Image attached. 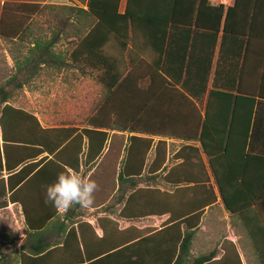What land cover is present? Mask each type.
<instances>
[{"label":"trees","instance_id":"obj_1","mask_svg":"<svg viewBox=\"0 0 264 264\" xmlns=\"http://www.w3.org/2000/svg\"><path fill=\"white\" fill-rule=\"evenodd\" d=\"M189 1L126 0L122 11L120 0H85V8L62 5L68 15L58 20L59 27L47 39L33 34V18L44 5L2 1L0 38L33 44L22 56L12 55L14 72L0 85V172L9 173L8 198L20 203L26 226L17 254L0 251L3 264H25L26 252L44 251L29 264H50L51 254H57L56 264H232L230 256L242 264L232 245L225 246L220 258L215 248L190 253L204 208L218 200L239 219L258 263L264 264V77L256 90L249 91L239 84L234 88L217 84V67L212 72L220 29V53L228 34L240 37L243 53L253 34L235 32L231 26L243 0H235L231 7L212 6L216 23L205 26L197 17L186 18ZM193 1L197 7L206 4ZM259 2L253 0V10ZM72 13L79 23L70 35L66 33L70 52H57L53 46L70 26ZM192 26L208 34L198 52L189 49L196 36ZM146 27L157 33H143ZM174 27L189 31L175 35ZM66 61L83 72H95L103 88L85 126H44L36 115L10 103L12 93L28 83L38 65L64 66ZM114 135H125L117 191L101 207L114 212L123 203L118 215L126 219L168 214L159 229L137 235L125 230L119 235L111 222L114 232L108 234L109 219L102 217L103 235L89 237L83 228L90 225L81 220L85 207L76 205L58 216L57 209L45 203L46 193L37 200L23 195L24 190H46L60 174L76 171L85 177ZM167 139L181 142L170 157ZM150 150L154 154L147 162ZM158 183L171 189L161 190ZM60 217L55 229L65 236L52 247L51 242L31 237V232Z\"/></svg>","mask_w":264,"mask_h":264},{"label":"rangeland","instance_id":"obj_2","mask_svg":"<svg viewBox=\"0 0 264 264\" xmlns=\"http://www.w3.org/2000/svg\"><path fill=\"white\" fill-rule=\"evenodd\" d=\"M0 0V11L1 3ZM38 2L44 5L42 13L33 18L35 32L47 38L49 33L59 27L58 20L66 17V12L60 7L66 6H84L85 0H26ZM124 1V0H123ZM70 26L62 31L58 44L55 45L57 52L69 53L71 45L67 44V36L71 34L75 26L78 25V18L72 13L69 15ZM81 22V20H79ZM49 38V37H48ZM26 39L21 42L7 43L0 38V85L13 74L12 55L22 56L28 47ZM67 57V55H66ZM63 71L44 72L45 80L42 84L37 82L34 84L25 83L22 88L16 89L10 98V103L16 107L25 109L26 107H36L37 118L45 126H54L58 124L72 123L78 127L86 125L87 118L93 113V109L97 101L102 97L103 88L96 80V73L87 75L86 72L80 69H72V65L66 61ZM43 73V72H42ZM41 73V74H42ZM75 80V81H73ZM77 82V83H76ZM30 89L41 91V95L33 97L28 94ZM125 135H114L106 144L100 158L95 166L87 172L85 179H92L98 185V190L94 193V203L83 211L84 217L90 219L96 216H105L108 211L103 210L104 207L99 204L105 203L117 185V172L121 165V157ZM179 140L167 139V155L170 157L172 153L179 147ZM105 152V154H104ZM104 154V155H103ZM153 150H150L147 156V162H150L153 157ZM168 164H171L170 162ZM143 186V184L141 185ZM150 188L155 185L150 183ZM161 190H170L171 188L163 183L156 185ZM5 183L0 180V251L4 254H12L17 251V232L16 224L11 219L9 210L5 207ZM3 193L4 195H1ZM103 206V205H102ZM17 219L19 214L14 209ZM113 213V212H112ZM114 215V213H113ZM158 217V216H157ZM95 222V221H94ZM151 219L147 220V216L135 219H124L116 217L114 223L117 228L125 230H134L144 226L143 230L157 229L162 225L161 218H157V224L151 225ZM147 224V225H143ZM133 232V231H132ZM235 240L237 245L242 250V264H259L253 247L247 238V235L242 228L239 219L230 216L229 213L218 203L203 217L202 222L198 226L194 235L190 253L197 255L202 252H207L213 248L219 252L224 249L226 242ZM228 246V245H226ZM1 256V254H0ZM231 257L232 264H239ZM1 258V257H0ZM0 264L3 260L0 259Z\"/></svg>","mask_w":264,"mask_h":264},{"label":"crops","instance_id":"obj_3","mask_svg":"<svg viewBox=\"0 0 264 264\" xmlns=\"http://www.w3.org/2000/svg\"><path fill=\"white\" fill-rule=\"evenodd\" d=\"M22 1H26V0H22ZM205 1H206V4H201L199 7H197L196 4H194V1L190 0L189 2L192 5H189V8H187L185 10L186 18L193 21L194 17H197V20L199 21L200 26H205L207 24L208 25H215V23H216V12L212 9V6H217L219 4H222L224 7H229V6L231 7L234 5L235 0H205ZM125 2H126V0H124V1L120 0V7H119L120 11H122L124 9ZM251 14H253V16L255 17V20H254L252 26L249 24V22H250L249 18H251ZM233 15L234 16L231 20L232 29L235 32H237L239 30H243L244 34H246V35L247 34H251V35L253 34V36L249 37L250 42H249L247 51H245L243 53V50H241L242 44H240V42H239L240 37L238 39H236L235 35L228 34L227 39H229V40H227L228 42H226L224 44L223 49L221 48V53H220V45H221V37H222V30L220 29V31H218V33H217V39H216V43H215V47H214V54H213V58H212V72L217 67L218 72H217L216 82L219 85L221 84V85L227 86L228 88H234L236 85L239 84L245 90H249V91H252L254 89L256 90L257 86L260 83H262L261 80L264 77V39L261 38V34L264 33V0H260V2L256 4V8L254 10H253V0H243L239 4L237 11ZM221 25H222V22H221ZM190 29L196 30L194 32V34H196V36L192 40V44L189 45V49H191L193 52L194 51L198 52L200 50H203L204 45H205L204 37H206V35H208V34L206 33V31H204L203 28L193 29V26H192V27H190ZM179 31H182V33H184L186 35V33H188L189 30L188 29H181L179 27L173 28V33L175 35L180 34ZM143 33L153 34V33H157V30H155V28H153V27H146L143 29ZM33 34H35L36 36H40V38H42V39H47L48 37H50V33H49V36L47 38H44V36H42L41 34L35 32V31H33ZM177 43H180L178 39H177ZM183 43H185V41H183ZM57 44H58V42H56L54 44V46H53L54 49H55V45H57ZM32 45L33 44H29L28 48L29 47L31 48ZM26 50H27V48H26ZM73 68L78 69V67L72 65V69ZM58 70L63 71L64 66L40 64L35 69V73L29 79L28 83L34 84L37 82L38 84H42L44 82H47L45 80L44 72L58 71ZM86 73H87V75H91L89 72H86ZM211 80H212V77H210V79L208 81V87L211 86ZM73 81H75V80H73ZM40 93H41V91H36L34 89H30L28 91V94H30V95L32 94L33 97H36L37 95H41ZM36 109L37 108L34 106L25 108V110H27L28 112H30L34 115H37ZM118 134H120V132ZM171 140H174V139H171ZM124 142H125V140H124ZM104 154H105V152H104ZM122 154H123V150H122ZM40 157L41 156H38L33 161L38 160ZM121 159H122V157H121ZM22 165H19L14 170L13 173L17 172V170ZM118 171H119V169H118ZM8 176H9V173H6L4 170L0 172V180H2L4 183H6ZM116 191L117 190L112 191V193L110 194L109 198L105 201V203L94 206V208L96 209L99 206L106 205L111 200V198L114 196ZM4 193L6 195V202H7L5 207L9 210V213H10L12 221L14 222V225L16 224V232H17L18 238L16 241L17 251L14 254H17V252H19V247H20L21 243L26 238V226L24 223V216L22 213L20 203H18L16 201L12 202L9 200L8 197L10 195V190H7L6 185H5ZM42 194H45V190H24L23 191V195L26 197L32 198V200H37L38 196H41ZM218 203L221 204V202H219V200H218L215 204L204 208V212H203L202 219H201L200 223L202 222L205 214L208 211H210V209H212ZM33 204H34V208L38 207V201H34ZM122 206H123V203L117 204L115 206V209L113 212L114 215L112 212H108L107 215L103 216V218L109 219V221H105L106 232L108 234L114 232V230H113L114 225L111 222H114L115 218L117 216L120 217L118 215V213H119ZM222 207H223V205L221 204V208ZM14 209H16V211L19 214L18 219L16 217ZM57 212H58V216H62L63 213L60 210L57 209ZM148 216L160 217L161 221L163 222L162 225L168 219V214L148 215ZM99 218H102V216L94 217V221H95L94 222L93 218L90 219L89 217H82L81 220L84 222H87L90 225L89 228H83V233L87 234L89 237H92V236L93 237L94 236L101 237L104 233V230L101 226ZM124 219H126V218H124ZM61 220H63L62 217H60V219H57V218L50 219V221H48V225H46V227H44V229L39 230L37 233H35L34 231L31 232L30 233L31 237H33V238L40 237L45 242L46 241L51 242V247H52V244L54 242H56L57 240L60 241L65 236V233H59L57 235V231L55 229V227L57 226L58 223L61 222ZM73 225H74V227H78L77 222L74 223ZM143 227L144 226L138 227L137 229H134L132 231L135 235H137V233L139 234L141 232V229H143ZM160 227H157V229H159ZM116 228H117V226H116ZM117 229H118L119 235H121V233H123V231H125V228L124 229L117 228ZM76 231H77V234L79 235L78 229ZM231 240L232 241L226 242V245L234 246V249L236 250V252H237V254L241 260V263H242L243 262L242 250L239 247V245H237L235 240H233V239H231ZM225 246L221 252L218 251L216 258H220L226 252ZM227 251H231V250L229 249ZM45 253H47V251H44L43 253H39L37 255H35L33 253L26 252V254L28 256L25 255L23 257L24 258L23 263L29 264V263H31L33 258L41 257ZM57 257H58L57 254H51V255H49V258H47V259L52 260L49 262L50 264H56V263L60 262L59 258H57Z\"/></svg>","mask_w":264,"mask_h":264},{"label":"clouds","instance_id":"obj_4","mask_svg":"<svg viewBox=\"0 0 264 264\" xmlns=\"http://www.w3.org/2000/svg\"><path fill=\"white\" fill-rule=\"evenodd\" d=\"M97 190L98 185L94 180L85 179L76 171H72L58 175L56 180L46 187L45 203H50L66 215L73 206H92Z\"/></svg>","mask_w":264,"mask_h":264},{"label":"built area","instance_id":"obj_5","mask_svg":"<svg viewBox=\"0 0 264 264\" xmlns=\"http://www.w3.org/2000/svg\"><path fill=\"white\" fill-rule=\"evenodd\" d=\"M157 216H147V220L151 219L152 220V224L151 225H156L157 224ZM143 225H147V224H143Z\"/></svg>","mask_w":264,"mask_h":264}]
</instances>
